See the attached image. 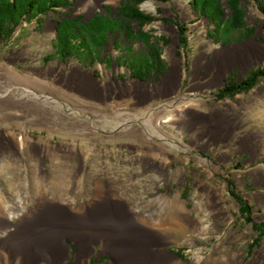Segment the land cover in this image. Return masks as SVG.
<instances>
[{
  "label": "rangeland",
  "instance_id": "1",
  "mask_svg": "<svg viewBox=\"0 0 264 264\" xmlns=\"http://www.w3.org/2000/svg\"><path fill=\"white\" fill-rule=\"evenodd\" d=\"M243 1L247 24L255 32L215 31L214 22L195 11L191 0H144L140 9L155 20L143 30L160 44L149 49L143 41L126 39V24L117 19L122 0H70L54 10L46 3L39 18L23 20L12 36L0 38V71H16L23 78L20 86L49 95L65 107V112L49 111L59 118L54 121L36 118L9 97L0 99L15 111H0L4 206L18 211L49 195L56 196L63 210L78 215L68 202H87L100 177L130 202L128 210L154 216L162 209L168 211L166 218L173 228L162 236L166 241L153 236L154 251L168 249L185 264H264V234L253 226L264 223V155L259 154L261 148L256 153L240 147L243 135L264 131V75L248 90L218 96L222 89L233 88L229 82L240 83L252 70L264 67V59L249 54L252 63L226 66L219 83L214 79L216 53L208 51L211 42L219 47L220 56L228 55L235 45L264 43L263 8L258 0ZM92 5L96 7L91 10ZM78 16L82 22L94 23L84 33L103 41L86 44L80 37L77 48L83 51L61 61L53 54L58 49L57 25L63 18ZM178 22L187 24L185 45L180 42ZM130 23L138 30L136 22ZM143 51L155 59L149 76L137 72L135 64L143 59ZM48 54L53 56L46 58ZM126 114L136 115L137 120H130L137 125L123 130ZM217 114L239 127L232 137L226 134L215 142ZM148 121L159 135L149 138ZM11 140L20 145L17 152L7 146ZM4 151L14 156L4 160ZM239 197L248 204V212L240 210ZM186 216L204 220L207 229L193 232ZM14 227L0 236V249L18 236ZM38 228L42 231L47 225L34 226L33 231ZM33 236L39 235L35 231ZM75 238L71 232L63 238L72 253L61 250L62 264H122L103 241L92 254L79 256ZM5 252L0 264H10L11 255L16 256L14 251ZM194 255L201 258L199 263Z\"/></svg>",
  "mask_w": 264,
  "mask_h": 264
},
{
  "label": "bare ground",
  "instance_id": "2",
  "mask_svg": "<svg viewBox=\"0 0 264 264\" xmlns=\"http://www.w3.org/2000/svg\"><path fill=\"white\" fill-rule=\"evenodd\" d=\"M86 1L89 2V0ZM100 1L97 0V3H100ZM95 7L92 5L90 9H95ZM208 51L216 53V58L213 61V66L216 68L214 79L219 83L222 81L226 66L243 64L246 60L252 63V59L247 58L249 54L253 55L255 59H264V43L255 40L244 45L239 44L231 47L229 54L226 56L219 55V47L215 46L213 42H211ZM14 79L17 83L13 81ZM22 79V76L16 71H0V99L11 98L13 102L19 103L22 109L32 110L36 118H51L54 121L59 119L56 116L51 117L49 111L65 112V107L59 105L49 95L37 93L32 88L20 86L18 82L23 81ZM132 85L130 83L126 84L127 87ZM0 104L1 112L8 111L11 114H15V111H12L9 106ZM216 112L218 113V109ZM126 116L127 118L121 128L123 130L137 125L136 121H132L137 120L136 115L126 114ZM131 118L132 120H130ZM149 121L147 126L149 138L154 134L159 135L158 130L153 129ZM237 127H239V124L233 126L229 120H225L224 117L222 118L220 114H217L213 128L215 136H217L215 142H218V139L223 138L226 134L227 136L229 135V138L232 137ZM7 146L11 147L15 152L20 147L15 140H11ZM240 147H251L256 153L257 149L261 148L262 152L259 154L264 155V131H260L259 134L243 135L240 140ZM2 156L5 160L7 157L14 155L9 156L4 151ZM212 193V201L216 204L215 199L217 196L214 194L215 191L213 189ZM68 203L69 207L75 209L78 215H74L71 210H67L68 208L63 210L56 196L43 195L33 206L24 207L18 211H10L0 201V236L11 232L13 229H10L14 225L19 228L26 221L50 217L59 225L54 226L53 223L48 230L44 229L42 231L38 228L35 230L39 235L36 238L33 236L35 231H31L34 225L30 227L29 232L23 233V231H19L20 233L17 232L18 236L11 237L10 241L12 243L9 246L12 247L10 248L12 251L16 252L18 259L22 257L29 258L31 252H34L33 247H37L36 252H40L41 257H45L40 259V264H45L47 261L53 264H62L63 254L61 250L65 248L68 254L70 253L69 245L68 247L63 245V238L67 233L71 232L76 237L75 239L78 243H76V250L81 257L92 254L94 252L93 245L103 241L120 258L122 264H185L176 257L175 253L169 252L168 249H163L164 251H162L158 248V251H154L151 247L157 240L153 236L162 237L166 232L170 233V228H173L168 218H166V212L168 211L162 209L159 211L158 216H154L153 214H144L141 210L131 211L130 208L128 210V207H131L130 202L125 201L124 196L113 183L100 177L95 180L91 198L87 202L73 200ZM185 218L189 217L186 216ZM99 224L102 227L100 233L94 231V228ZM188 225L193 232L204 230L208 227L205 226L204 220L198 221L190 218L188 219ZM52 230L53 234H51ZM159 239L166 241L165 237ZM5 250H7L5 246L0 249V261L6 256ZM47 250L49 251L48 253H46ZM193 259L195 263L201 261V258L196 255L193 256Z\"/></svg>",
  "mask_w": 264,
  "mask_h": 264
},
{
  "label": "trees",
  "instance_id": "3",
  "mask_svg": "<svg viewBox=\"0 0 264 264\" xmlns=\"http://www.w3.org/2000/svg\"><path fill=\"white\" fill-rule=\"evenodd\" d=\"M144 0H122V6L119 9V15L117 16L118 20L122 21L126 24V39L129 40L130 38L143 41L146 48L149 49L152 46H159L158 42L153 40V35L151 32L143 30L144 26L151 24L155 20V16L149 13L143 12L139 4H141ZM167 1V0H161ZM224 1L226 2V7H224ZM191 0V5L195 11H198L199 14L205 15L209 17L215 24V31L218 28H222L225 31H234V30H244V31H251L255 32L254 27H250L246 21V14L247 8L246 3L243 0ZM70 3V0H0V38L5 39L12 36L15 29L22 23L23 20H32L40 14L46 3L50 4V7L54 9L58 7H62V4ZM259 5L263 8L264 11V0H258ZM33 8H36V12H33ZM225 9L229 11V15H227ZM212 11V12H211ZM215 14V16L211 14ZM123 15L122 20L120 15ZM115 17V15H112ZM82 16H78L76 18H63L60 20L59 24L57 25V37L56 41L58 44V49L54 50L53 54L59 56L61 61L68 60L72 57H75V52H82L77 48L76 40L81 37L83 42L86 44H90L93 42H100V36L92 38L89 37L84 31L90 30L89 27H93L94 23L92 20L90 22H82ZM215 19L217 22H215ZM111 20V19H110ZM113 21V20H111ZM134 21L137 23L138 30L134 29V25L130 23ZM103 23L99 24V27ZM179 33H180V42L182 45L187 43V24H180L179 22L176 23ZM214 31V32H215ZM96 35V34H95ZM213 37L217 42H219V37H215V33L209 34ZM164 43H169V39L163 38ZM99 43V44H100ZM226 43V42H225ZM163 45V44H162ZM145 54V51H143ZM161 55V52L158 54ZM52 54L46 55V58L52 57ZM152 57H146L144 55L143 59H138L136 61V66H138V70L142 71L143 74L147 73L149 76V68L151 65L155 63V59H151ZM162 60V58H159ZM134 73H131L132 76ZM264 75V67H259L255 70H252L249 73L248 78L243 80L240 83L233 82L235 86L230 89H222L218 96H232L235 93L239 92L240 90H248L250 87L253 86L255 81L259 76ZM240 201V210L242 212H248L249 206L246 201L239 197ZM250 219V217H249ZM251 221V219H250ZM256 231H258L261 235L264 234V223L260 224H253ZM255 243L253 242V246Z\"/></svg>",
  "mask_w": 264,
  "mask_h": 264
},
{
  "label": "crops",
  "instance_id": "4",
  "mask_svg": "<svg viewBox=\"0 0 264 264\" xmlns=\"http://www.w3.org/2000/svg\"><path fill=\"white\" fill-rule=\"evenodd\" d=\"M41 219V220H40ZM49 219V220H48ZM46 220V221H45ZM43 221H45V222H43ZM42 222V223H41ZM54 223V226H56V225H58L59 223H55L54 222V220H53V218H50V217H45V218H35V219H33V220H29V221H26V222H24L19 228H17V232L18 233H20L21 231H23V233H27V232H29L30 231V227L31 226H35V225H41V224H44V225H47V228H46V230H48V228H50V226L52 225ZM101 229H102V227H101V225L99 224L98 226H96L95 228H94V231H97L98 233H100L101 232ZM20 231V232H19ZM31 231H33V230H31ZM35 231V230H34ZM48 235L50 234V233H47ZM46 234V235H47ZM51 234H53V230H52V233ZM50 234V235H51ZM52 236V235H51ZM5 243V249H7V252H8V254H9V252H13L10 248H12L11 246H9L12 242L11 241H8V242H4ZM98 243H100V242H98ZM3 245V244H2ZM10 249V250H9ZM7 254V255H8ZM39 253L38 252H31V254H30V257L29 258H24V257H22V258H20V259H18L16 256H13V255H11V261H10V264H40V256L38 255Z\"/></svg>",
  "mask_w": 264,
  "mask_h": 264
},
{
  "label": "flooded vegetation",
  "instance_id": "5",
  "mask_svg": "<svg viewBox=\"0 0 264 264\" xmlns=\"http://www.w3.org/2000/svg\"><path fill=\"white\" fill-rule=\"evenodd\" d=\"M118 65H119V64H118ZM228 84L232 85L231 87H234V86H235V84H234V83L232 84V82H229ZM98 244H100V243H98ZM98 244H97V245H98ZM93 246H94V251H95L96 244H94ZM70 251H71V253H72L71 246H70ZM72 262H73V261H72Z\"/></svg>",
  "mask_w": 264,
  "mask_h": 264
},
{
  "label": "water",
  "instance_id": "6",
  "mask_svg": "<svg viewBox=\"0 0 264 264\" xmlns=\"http://www.w3.org/2000/svg\"><path fill=\"white\" fill-rule=\"evenodd\" d=\"M55 29H56V27H55Z\"/></svg>",
  "mask_w": 264,
  "mask_h": 264
}]
</instances>
